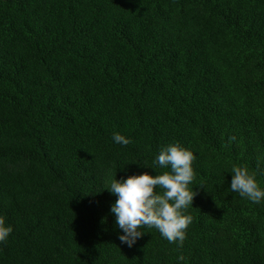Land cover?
<instances>
[{
	"label": "trees",
	"instance_id": "16d2710c",
	"mask_svg": "<svg viewBox=\"0 0 264 264\" xmlns=\"http://www.w3.org/2000/svg\"><path fill=\"white\" fill-rule=\"evenodd\" d=\"M173 143L196 157L183 246L129 247L105 188L170 171ZM241 165L264 189V0H0V264H264Z\"/></svg>",
	"mask_w": 264,
	"mask_h": 264
},
{
	"label": "clouds",
	"instance_id": "9594fccd",
	"mask_svg": "<svg viewBox=\"0 0 264 264\" xmlns=\"http://www.w3.org/2000/svg\"><path fill=\"white\" fill-rule=\"evenodd\" d=\"M113 139L124 145L130 143L119 133L114 134ZM235 139V136L229 138L230 141ZM195 159L191 149L173 143L163 147L154 162L161 168L170 166V171L158 175L144 172L110 181L105 189L118 197L110 211L116 216V225L123 230L124 234L119 237L122 243L133 246L144 234L142 229L147 227L157 229L170 243L178 241L179 246H183L186 230L193 219L185 212L197 195L190 187L195 178ZM232 173V192H238L254 203L264 200V189L259 185L256 172L241 165L234 166ZM12 231V226L6 225L5 217L0 216V242L6 241ZM178 259L183 260V255Z\"/></svg>",
	"mask_w": 264,
	"mask_h": 264
}]
</instances>
